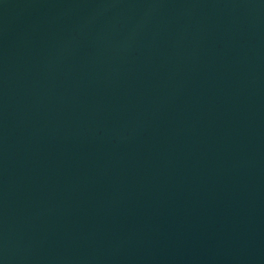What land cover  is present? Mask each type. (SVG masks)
I'll list each match as a JSON object with an SVG mask.
<instances>
[{
    "label": "water",
    "instance_id": "95a60500",
    "mask_svg": "<svg viewBox=\"0 0 264 264\" xmlns=\"http://www.w3.org/2000/svg\"><path fill=\"white\" fill-rule=\"evenodd\" d=\"M0 264H264V0H0Z\"/></svg>",
    "mask_w": 264,
    "mask_h": 264
}]
</instances>
